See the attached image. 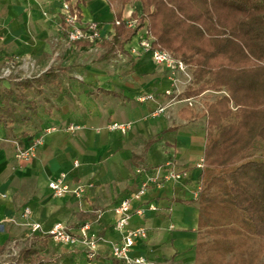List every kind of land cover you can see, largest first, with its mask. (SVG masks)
Segmentation results:
<instances>
[{
	"label": "crops",
	"instance_id": "obj_1",
	"mask_svg": "<svg viewBox=\"0 0 264 264\" xmlns=\"http://www.w3.org/2000/svg\"><path fill=\"white\" fill-rule=\"evenodd\" d=\"M62 1L0 0V64L15 63L18 72L13 79L5 77L10 70L0 73L2 85L48 69L59 79V85L46 86L37 97L38 115L32 121L11 129L0 123V191L7 194L0 197V222L7 221L0 230V255L14 240L22 244L19 253L32 252L30 264H126L111 255L112 242L121 237L114 207L145 174L159 171L163 178L173 170L182 176L152 183L144 195L158 208L133 217L132 224L146 225L148 236L130 254L145 257L148 264H194L205 118L182 117L187 103L171 101L173 95L165 93L174 88L169 68L149 52H132L144 28L123 50L105 55L119 11L126 18L141 13L139 0H75L82 21L100 23L104 36L94 42L68 40L58 17ZM178 77L181 93L187 78L183 72ZM142 95L151 97L141 100ZM160 106L165 109L155 113ZM113 121H131L132 127L125 133L110 129ZM42 133L31 161L16 158V142L28 145ZM61 173L73 186H85L81 197L53 195L48 183ZM27 206L28 217L23 215ZM85 213L90 231L103 237L94 259H88L83 244H55L47 234L57 222L77 231ZM28 218L42 229L31 231ZM17 257L0 264H17Z\"/></svg>",
	"mask_w": 264,
	"mask_h": 264
},
{
	"label": "trees",
	"instance_id": "obj_2",
	"mask_svg": "<svg viewBox=\"0 0 264 264\" xmlns=\"http://www.w3.org/2000/svg\"><path fill=\"white\" fill-rule=\"evenodd\" d=\"M139 1L134 26L119 11L105 55L146 28L153 46L188 65L191 79L179 97L223 91L201 109H180L187 120L206 121L194 264H264V0ZM67 26L61 15L65 35ZM50 84L59 79L49 69L1 84L0 123L11 129L32 121ZM31 255L22 250L16 263L30 264Z\"/></svg>",
	"mask_w": 264,
	"mask_h": 264
},
{
	"label": "built area",
	"instance_id": "obj_3",
	"mask_svg": "<svg viewBox=\"0 0 264 264\" xmlns=\"http://www.w3.org/2000/svg\"><path fill=\"white\" fill-rule=\"evenodd\" d=\"M61 14L64 16L68 23L66 28V36L69 41L88 40L96 41L101 39L104 34L102 32L100 23L96 20L82 21L79 16V9L75 3V0H63L61 5ZM126 23L129 26H134L137 23L136 18L124 17ZM118 18L115 19L114 23H119ZM132 52L141 54L142 52H149L153 59L158 63L165 64L171 73L173 80V87L165 90L166 94H172L171 101L179 100L184 101L189 106H194L196 103V96H189L180 98V90L177 88L180 79L178 72H183L187 78V83L191 79V73L188 70V65L181 59L176 58L169 50L152 45V36L144 28L143 32L139 34V42L137 46H133ZM151 97V95H142L139 98L144 100ZM165 109V106H160L155 110V113L161 112ZM110 129L120 130L127 132L132 127L131 121H113L108 124ZM50 127L45 130H49ZM44 133L34 136L28 145H22L16 142V158L23 161H31L37 154L38 146L43 142ZM75 165H79V161L76 160ZM198 165L203 166V158L200 160ZM138 172H143V169L138 168ZM182 172L169 171L162 178L159 175V171L155 174H145L142 178L140 185L124 196L120 202L115 205L114 212L116 214L115 227L121 232L119 240H115L111 244V255L126 264H148L149 261L143 256L133 257L130 254L131 248L136 244L138 240L145 239L148 236V228L144 224H132V219L135 215H144L147 211L156 210L157 204L152 201H145L143 199L149 186L152 183H161L166 178H180ZM52 190L53 195L62 196L67 193H73L77 197H81L84 194L85 186L78 184L73 186L70 180L67 178L66 173H61L54 179H51L48 183ZM199 188L195 192L197 197ZM5 192L0 191V197H6ZM31 209L25 207L23 215L28 217ZM10 220H14L10 218ZM25 223L30 227L31 231L42 229L41 223L30 220H25ZM91 223L86 221L82 224L77 231H72L66 224L62 222L55 223L48 231L47 234L52 240L68 245H75L81 243L85 246L86 255L88 259H94L97 255L98 245L102 236L91 232Z\"/></svg>",
	"mask_w": 264,
	"mask_h": 264
},
{
	"label": "rangeland",
	"instance_id": "obj_4",
	"mask_svg": "<svg viewBox=\"0 0 264 264\" xmlns=\"http://www.w3.org/2000/svg\"><path fill=\"white\" fill-rule=\"evenodd\" d=\"M134 2V1H132ZM61 13L60 15L58 16L59 18H61ZM61 22V20H60ZM15 65V63H4V64H0L1 68H3V70H1L0 73H3L5 71L8 72L10 70V73L8 74V76L6 75L5 77H10V78H14L18 72H15V69L16 67L14 66L13 68V65ZM0 68V69H1ZM15 73V74H14ZM2 78H0V85L2 84V81H1ZM187 82V81H186ZM223 91H215V90H211V91H207V92H204L202 93L201 95L199 96H196V103L194 106L192 107H197L198 109H201L204 107V101L207 99H213L216 95L218 94H221ZM5 222L7 221H2L0 222V230L3 229L4 227V224ZM17 241H10L8 244H6V247L4 249V251L2 252V254L0 255V263H3L4 261H12V260H15L20 249L22 248V244L21 243H16ZM55 244L56 243H60V242H56V241H53Z\"/></svg>",
	"mask_w": 264,
	"mask_h": 264
}]
</instances>
